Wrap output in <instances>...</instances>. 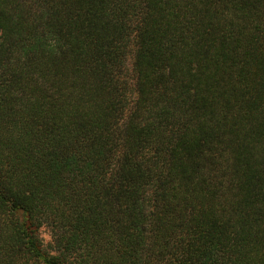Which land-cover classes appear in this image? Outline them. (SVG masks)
<instances>
[{
    "label": "trees",
    "instance_id": "obj_1",
    "mask_svg": "<svg viewBox=\"0 0 264 264\" xmlns=\"http://www.w3.org/2000/svg\"><path fill=\"white\" fill-rule=\"evenodd\" d=\"M0 264H264V0H0Z\"/></svg>",
    "mask_w": 264,
    "mask_h": 264
},
{
    "label": "rangeland",
    "instance_id": "obj_2",
    "mask_svg": "<svg viewBox=\"0 0 264 264\" xmlns=\"http://www.w3.org/2000/svg\"><path fill=\"white\" fill-rule=\"evenodd\" d=\"M42 235H43L45 241H48L50 239L49 232L46 229L42 230Z\"/></svg>",
    "mask_w": 264,
    "mask_h": 264
}]
</instances>
